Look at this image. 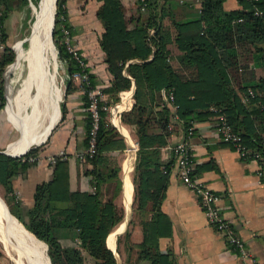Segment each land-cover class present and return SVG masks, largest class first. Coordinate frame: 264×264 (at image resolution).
Segmentation results:
<instances>
[{"label":"trees","instance_id":"trees-1","mask_svg":"<svg viewBox=\"0 0 264 264\" xmlns=\"http://www.w3.org/2000/svg\"><path fill=\"white\" fill-rule=\"evenodd\" d=\"M30 1L36 6L39 2L0 0V75L13 58L15 61L5 44L3 21L12 11L22 10L24 18L31 19ZM96 1L95 15L102 27L98 46L110 75L109 86L101 91L112 94L114 102L119 92L133 85L132 106L120 120L131 127L137 145L131 208L141 240L130 244L126 229V257L120 256L118 246L116 253L120 264H172L170 255L158 252V240L170 235V222L160 203L173 158L161 162L159 150L175 127L185 132L189 125L221 114L250 153L264 158V0H236L238 8L230 10L223 9V0H197L193 16L181 11L186 8L184 4L172 0H146L142 11L139 0H135L137 15L132 21L126 18L121 0ZM63 3L55 2L51 31L57 58L64 65L63 98L76 89L71 73L84 72L86 80L79 87L85 108L87 92L95 82L62 43L61 29L69 34ZM168 89L170 102L163 94ZM2 90L0 78V108L4 104ZM106 105L97 102L95 152L86 158L93 167L86 172L91 177L92 192L70 191L67 161L55 156L50 180L35 185L32 205L24 208L7 194L12 191V179L31 164L26 157L36 150L30 148L20 157L0 154L2 199L37 246L42 249L39 241L45 244L50 264H116L108 236L121 218L113 203L120 189L119 169L104 153L122 150L124 144L106 120L101 108ZM59 109L63 116L62 102ZM85 121L87 132L86 110ZM197 168L195 164L194 174ZM133 251L135 256L131 257Z\"/></svg>","mask_w":264,"mask_h":264},{"label":"crops","instance_id":"crops-1","mask_svg":"<svg viewBox=\"0 0 264 264\" xmlns=\"http://www.w3.org/2000/svg\"><path fill=\"white\" fill-rule=\"evenodd\" d=\"M172 1L184 4L186 8L181 11L190 16L194 15V10L198 7L197 0ZM121 3L124 6L126 18L132 21L137 15L135 0H121ZM98 6L99 2L96 0H64L63 3L70 42L83 59V67L93 76L94 88L100 93V100L107 103L104 109L107 122L114 127L124 144L122 150L112 149L104 153L108 160L111 163L115 162L119 169L120 189L113 203L121 218L113 232L111 231L112 233L107 236L111 248L108 249L115 255L116 264H120V258L118 260L116 258L117 237L123 240V234L127 229L129 233L127 241L130 244H138L141 240L140 226L131 208V177L137 145L131 127L120 120V115L132 106L133 85L119 92L118 99L114 102L112 94L101 91L109 86L110 75L103 62V53L98 46V38L102 32L100 22L95 15ZM222 7L224 10H230L238 8V4L236 0H223ZM22 11H12L3 21L2 27L7 46L21 36L19 22L25 19V12ZM22 41L16 42L14 46L15 61L10 63L7 73L4 74L3 70L0 75L3 88L6 83L4 80L6 74L17 70ZM27 67L31 73L28 62ZM62 68L64 72L63 64ZM33 83L27 75L25 83H20L16 92L12 91L8 83L6 105L4 100L0 108V152L6 153L8 150V153L15 154L24 150L18 155L4 154L9 157H20L30 148L36 150L27 156L34 157V161L29 162L31 164L12 179V191L7 194L13 202L19 203L24 208L32 205L35 185L50 180L52 164L49 159L55 156H60L67 161L70 191L92 192L94 190L91 177L86 174L93 167L86 159L78 157V154L86 147L85 108L79 83L73 81L76 89L64 98L62 93L57 116L49 128L37 138L27 141L26 128L32 120L36 104H34ZM60 102L64 108L63 116L60 115ZM192 126L193 134L189 142L192 146L194 163L198 167L196 175L217 195L222 216L235 222L238 235L258 263L264 264V172L258 175V163L255 160L239 157L230 146L218 141L213 118L193 123ZM180 137L181 133L175 127L167 144L159 150L161 162H167L172 158L171 147ZM20 145L22 147L18 151H9ZM167 176L160 210L170 222V235L159 238L158 252L170 255L172 264H241V261L226 247L223 238L206 223L196 198L178 180L174 166L170 168ZM102 192L105 194L104 190ZM2 196L4 192L0 186V198ZM0 211L8 213L2 206ZM121 255L122 258L126 257L124 252ZM130 255L134 257V251Z\"/></svg>","mask_w":264,"mask_h":264},{"label":"built area","instance_id":"built-area-1","mask_svg":"<svg viewBox=\"0 0 264 264\" xmlns=\"http://www.w3.org/2000/svg\"><path fill=\"white\" fill-rule=\"evenodd\" d=\"M140 10L142 11L146 5V0H139ZM62 43L66 51L76 61L79 67L83 68L84 62L81 56L76 52L70 42L68 31L61 29ZM17 41L10 44V49L15 53L14 46ZM2 44L0 43V50ZM11 65V64H10ZM7 65L4 69V74L7 73ZM72 81L78 82L79 85L82 81L86 80V74L83 72H73L70 75ZM164 94V99L167 102L172 100V95L168 89ZM100 93L93 88L87 92V105L85 110L89 114V126L86 132V147L83 152L78 154L82 159L90 158L95 152L96 132L98 129V108L97 102L100 101ZM103 110L105 106L101 107ZM214 128L217 133L218 141L230 146L239 157L243 159H252L258 163V175L264 172V158L257 153H250L242 143L239 133L234 131L228 124L226 118L221 115H215ZM171 129V125L168 126ZM193 134V126L189 125L185 132H181V137L171 147L173 161L170 168L174 166L178 180L194 195L200 211L202 212L206 223L223 238L226 247L241 261V264H259L257 259L252 255L245 242L237 233L235 222L228 220L222 216L218 207V197L207 187L196 174H194V160L191 151V144L189 142L190 136ZM23 160V159H22ZM27 162H33L34 157H27ZM53 164V158L49 159Z\"/></svg>","mask_w":264,"mask_h":264},{"label":"bare ground","instance_id":"bare-ground-1","mask_svg":"<svg viewBox=\"0 0 264 264\" xmlns=\"http://www.w3.org/2000/svg\"><path fill=\"white\" fill-rule=\"evenodd\" d=\"M39 9L36 10L38 16L39 30L34 33L30 49L27 54V62L31 68L33 84L36 87V104L34 114L31 122L27 125L25 138L27 141L37 138L49 128L51 123L55 120L58 110V101L60 98L59 88L55 82V59L53 47L50 42L49 30L51 24V16L53 9V0H40ZM35 13V9H33ZM35 31V30H34ZM57 71V70H56ZM51 96L54 97L51 102ZM49 108V111H48ZM43 110L46 112V123L42 130L37 131V121L40 120ZM22 145L10 149V152H15L20 149ZM24 150L15 154L6 153L10 155H18ZM3 204V202H2ZM4 206V205H3ZM5 207V206H4ZM6 209V208H5ZM20 228H19V227ZM9 213L0 211V235L6 243L17 252L18 256L25 257L31 264H47L46 258L43 255L42 249L36 245L30 235ZM14 233L19 247H17L8 236V232ZM31 256L29 258L28 256ZM49 264V262H48Z\"/></svg>","mask_w":264,"mask_h":264},{"label":"rangeland","instance_id":"rangeland-1","mask_svg":"<svg viewBox=\"0 0 264 264\" xmlns=\"http://www.w3.org/2000/svg\"><path fill=\"white\" fill-rule=\"evenodd\" d=\"M39 4H40V0L37 4V6L34 4L33 1H30L29 3V7H30V16L31 19H25L23 21H20V38H17V40L15 41H21L22 39L25 40L21 46V53H20V62H18V66L16 67L17 70L15 71H11L10 74H6V76L4 77V80L6 81V83H4V88H3V96H4V100H5V105H6V85L9 83V86L12 88V91L16 92V90L19 87L20 83H25L26 81V76L28 75L31 79L32 78V74L30 73V71L28 70L27 67V54L28 51L30 49L32 40L34 38V33L36 31L39 30V22H38V16L36 15V10H38L39 8ZM33 9H35V13L33 12ZM53 12L55 13V4H54V8H53ZM53 27V25H52ZM35 30V31H34ZM52 31V29H51ZM50 42L52 44L53 47V52H54V59H55V82L58 85L59 88V101L62 97V93H63V84H64V78H63V68H62V63L58 60L57 55H56V49L55 46L52 42V38L50 36ZM23 44H25L26 46H23ZM15 55V53H14ZM14 61V60H13ZM13 61L11 63H13ZM57 70V71H56ZM27 71V72H26ZM27 74V75H26ZM34 85V84H33ZM34 87V104H35V96L37 94L36 91V87L35 85ZM54 97L51 96V102H53ZM58 101V103H59ZM19 105H17L18 107ZM49 111V108H48ZM44 113H42L40 120H38L37 123V131H40L43 129L45 123H46V112L43 110ZM2 198H0V206H2L4 208V210L6 211L5 207L2 204ZM7 207V206H6ZM19 223V222H18ZM20 224V223H19ZM21 225V224H20ZM29 233V232H28ZM30 234V233H29ZM8 236L10 237L11 241L17 246L19 247L18 241L14 235L13 232L9 231L8 232ZM33 236V235H32ZM34 237V236H33ZM35 238V237H34ZM36 239V238H35ZM37 240V239H36ZM39 241V240H38ZM39 243L42 246L43 249V255L47 258L46 255V246L44 243H42L41 241H39ZM118 251L120 253V256H122V252L126 253V240H119L118 242ZM29 258H31V256H28ZM117 260L118 258H120L117 255ZM48 259V258H47ZM46 259V261H47ZM121 260V259H120ZM0 264H31L25 257H19L17 252H15L12 247H10V245L8 243L5 242V240L2 238V236L0 235Z\"/></svg>","mask_w":264,"mask_h":264},{"label":"water","instance_id":"water-1","mask_svg":"<svg viewBox=\"0 0 264 264\" xmlns=\"http://www.w3.org/2000/svg\"><path fill=\"white\" fill-rule=\"evenodd\" d=\"M56 0H53V8H54V4H55ZM30 8V7H29ZM53 17H54V12L52 11V16H51V24H50V30H49V36H51V29H52V25H53ZM23 40V39H22ZM21 40V41H22ZM14 60V59H13ZM12 64V63H11ZM10 65V64H9ZM2 154H6L4 151L3 152H0ZM3 202V201H2ZM3 205L5 206L6 208V211L9 213L5 203L3 202ZM10 214V213H9ZM11 215V214H10ZM12 216V215H11ZM13 217V216H12ZM15 219V218H14ZM16 220V219H15ZM49 262V261H48ZM50 264V263H49Z\"/></svg>","mask_w":264,"mask_h":264}]
</instances>
